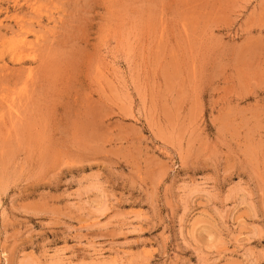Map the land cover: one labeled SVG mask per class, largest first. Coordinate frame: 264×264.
Wrapping results in <instances>:
<instances>
[{"label": "rangeland", "instance_id": "374dc122", "mask_svg": "<svg viewBox=\"0 0 264 264\" xmlns=\"http://www.w3.org/2000/svg\"><path fill=\"white\" fill-rule=\"evenodd\" d=\"M0 264H264V0H0Z\"/></svg>", "mask_w": 264, "mask_h": 264}]
</instances>
